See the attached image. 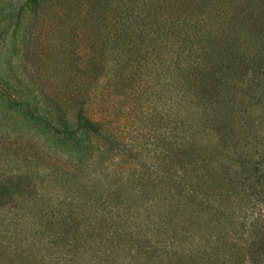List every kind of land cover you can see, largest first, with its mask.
Returning <instances> with one entry per match:
<instances>
[{"label": "trees", "instance_id": "1", "mask_svg": "<svg viewBox=\"0 0 264 264\" xmlns=\"http://www.w3.org/2000/svg\"><path fill=\"white\" fill-rule=\"evenodd\" d=\"M80 1L63 0L53 10L67 11L61 13L64 43L93 21L92 54L75 70L61 69L66 79L72 75L65 84L79 95L84 85L88 91L108 78L117 94L140 107L145 84L153 81L173 107L169 120L159 121L160 150L190 165L196 151L202 162L190 170L170 162L155 182L144 170L130 187L96 178L83 187L92 200L81 206V196L46 198L26 190L21 175H0V264L49 258L54 264H264V0ZM46 5L23 0L12 14L15 26L26 18L27 53L38 49L33 35ZM40 91L59 133H98V122L82 107L68 116L62 102ZM179 171L184 174L176 176ZM66 185L70 192V175L57 187ZM148 218L150 226L138 231Z\"/></svg>", "mask_w": 264, "mask_h": 264}, {"label": "rangeland", "instance_id": "2", "mask_svg": "<svg viewBox=\"0 0 264 264\" xmlns=\"http://www.w3.org/2000/svg\"><path fill=\"white\" fill-rule=\"evenodd\" d=\"M22 2L0 0V175H21L26 190L37 191L46 198L54 193L58 200L65 197L69 200L72 195L76 199L81 196L78 199V205L81 206L89 205L92 200L84 195L86 192L83 187L88 190L96 178L101 177L103 180L106 177L105 181L113 184L124 182L123 187H128L129 184H135L134 180L144 174V170L149 173H145L149 175L148 180L155 182L161 170L169 171L170 162L176 167L188 169L193 164L194 168L200 166L202 159L196 157V151L192 155L194 158H191L193 164L190 165L187 158L160 150L159 121L162 118L166 123L173 107L169 93L158 90L153 81L147 80L140 107L131 96L117 94L116 86L114 88L112 82L106 81L108 78L88 91L81 83L83 90L79 95L74 93L73 84H65L66 81L70 83L72 75L66 79L68 77L60 75L61 69L70 65L75 70L74 65L77 67L78 63L85 62L92 54L94 39L90 28L93 21L88 20L82 28L83 33L68 38L67 43H64L60 24L64 16L61 13L66 10H62L59 16L53 12L57 7H64L63 0H47L46 8L38 15L35 24L33 40L38 49L27 53L22 43L25 42L23 35L26 34L22 28L26 18L20 19L16 26L15 19L11 18ZM70 2L73 5L81 1ZM26 15L22 14L24 17ZM75 43L78 45L79 58L73 46ZM14 44L17 45L15 50L12 49ZM66 44H69L67 48ZM60 47L68 51V54L64 55ZM130 83L135 90L132 93L137 95L138 80ZM41 87L46 94L62 102L68 116L82 107L88 118L98 122V133L84 130H77L71 135L59 133L55 126L56 120L48 121L50 106L47 97L41 95ZM46 102L47 106L44 105ZM168 126L164 124V129ZM74 127L70 126L69 130ZM261 129L264 134V125ZM131 155L136 159L131 160ZM174 165L171 164L173 168ZM180 174L184 173L179 171L176 176ZM66 175L74 179L70 192L67 185L57 187L59 179ZM145 175L143 177L147 178ZM50 178L52 181L49 182ZM74 188L76 191H73ZM126 191L131 190L128 188ZM149 226L148 218L146 222L138 223V231ZM144 249H147L144 244L138 247L141 257ZM47 262L54 264L51 258Z\"/></svg>", "mask_w": 264, "mask_h": 264}]
</instances>
